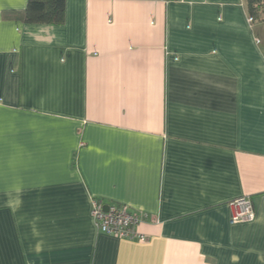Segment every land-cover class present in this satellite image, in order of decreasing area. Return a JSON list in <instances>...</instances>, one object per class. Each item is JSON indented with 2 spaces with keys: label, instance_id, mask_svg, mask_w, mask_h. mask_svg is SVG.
Wrapping results in <instances>:
<instances>
[{
  "label": "crops",
  "instance_id": "crops-1",
  "mask_svg": "<svg viewBox=\"0 0 264 264\" xmlns=\"http://www.w3.org/2000/svg\"><path fill=\"white\" fill-rule=\"evenodd\" d=\"M0 264H264V21L245 0H66L3 17ZM251 198L254 218L230 221ZM146 241L98 232L91 200Z\"/></svg>",
  "mask_w": 264,
  "mask_h": 264
},
{
  "label": "built area",
  "instance_id": "built-area-1",
  "mask_svg": "<svg viewBox=\"0 0 264 264\" xmlns=\"http://www.w3.org/2000/svg\"><path fill=\"white\" fill-rule=\"evenodd\" d=\"M249 20L253 19L249 17ZM230 221L247 222L254 218V208L249 196L243 195L229 203ZM90 214L98 232L117 238L135 239L144 242L147 236L137 230L139 215L124 204L105 205L102 200H91Z\"/></svg>",
  "mask_w": 264,
  "mask_h": 264
},
{
  "label": "trees",
  "instance_id": "trees-1",
  "mask_svg": "<svg viewBox=\"0 0 264 264\" xmlns=\"http://www.w3.org/2000/svg\"><path fill=\"white\" fill-rule=\"evenodd\" d=\"M66 0H27L21 10H5L3 17L31 24H58L62 22ZM252 21H264V0H245Z\"/></svg>",
  "mask_w": 264,
  "mask_h": 264
}]
</instances>
